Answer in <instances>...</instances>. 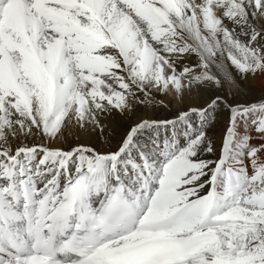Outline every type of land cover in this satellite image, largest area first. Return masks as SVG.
Instances as JSON below:
<instances>
[{"label": "snow or ice", "instance_id": "6c2138e0", "mask_svg": "<svg viewBox=\"0 0 264 264\" xmlns=\"http://www.w3.org/2000/svg\"><path fill=\"white\" fill-rule=\"evenodd\" d=\"M0 264H264V0H0Z\"/></svg>", "mask_w": 264, "mask_h": 264}, {"label": "bare ground", "instance_id": "6f19581e", "mask_svg": "<svg viewBox=\"0 0 264 264\" xmlns=\"http://www.w3.org/2000/svg\"><path fill=\"white\" fill-rule=\"evenodd\" d=\"M257 86H260V82L257 81ZM175 110V106L173 105L172 108H170L167 112H160V111H156L155 113H153L151 110L148 112V115H159L161 117L165 116L168 114V112L174 111ZM226 123V115L222 112L221 115L218 117V123L216 124V126L210 131V135L217 140V142L219 141L222 131L224 129ZM112 129H109V132H111ZM69 139H72V137L69 136ZM100 144L105 145L106 146V141L104 138H101L98 141ZM114 143V141H113Z\"/></svg>", "mask_w": 264, "mask_h": 264}]
</instances>
